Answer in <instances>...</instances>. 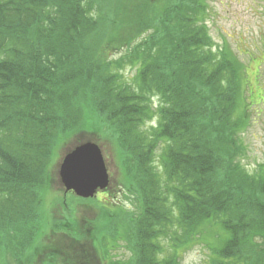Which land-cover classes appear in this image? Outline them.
Here are the masks:
<instances>
[{
    "label": "trees",
    "instance_id": "obj_1",
    "mask_svg": "<svg viewBox=\"0 0 264 264\" xmlns=\"http://www.w3.org/2000/svg\"><path fill=\"white\" fill-rule=\"evenodd\" d=\"M205 15L203 0H0V250L17 262L31 252L53 149L73 137L99 143L90 131L103 126L139 206L104 215L97 264H175L210 228L209 264H264V160L252 173L239 164L245 68L227 46L214 50ZM119 237L127 260L108 254ZM60 247L66 255L49 251L48 264L93 262Z\"/></svg>",
    "mask_w": 264,
    "mask_h": 264
},
{
    "label": "rangeland",
    "instance_id": "obj_2",
    "mask_svg": "<svg viewBox=\"0 0 264 264\" xmlns=\"http://www.w3.org/2000/svg\"><path fill=\"white\" fill-rule=\"evenodd\" d=\"M206 6L205 24L211 37L214 50L227 46L237 59L244 65L243 95L251 102L246 109L248 125L241 133V140L246 149L245 156L239 158V164L252 173L255 167L264 160V0H203ZM124 78L130 79L134 71L128 67L120 70ZM153 109L158 103L157 98L151 102ZM157 122V116L142 124L143 132L152 131ZM90 137L99 138L103 158L110 177L107 192H99L95 197L82 201L72 192L63 191L58 177V169L64 155L74 145V137L68 142L55 146L48 164L49 186L41 193L40 219L35 246L26 256L17 262V258L9 250H0V264H48V252L59 253L57 259L66 255L63 250L66 246L67 260H90L91 264L99 263L101 239L104 236L103 224L106 225L104 215H120L126 211L136 213L139 206L138 198L129 195L124 186L119 183L118 162L114 156L117 148L110 130L103 126L95 131H90ZM163 143L155 151L154 159L159 157ZM157 166V165H156ZM160 170V168H158ZM123 187H121V186ZM65 200V201H63ZM77 220L74 231L65 227H55L59 219L65 221ZM56 221V222H55ZM68 227V226H67ZM87 230V233L85 232ZM85 234L83 246L82 233ZM215 230L205 229L199 237L192 239L188 245L178 251L175 264H209L212 254L208 243L212 242ZM76 237L78 240H74ZM73 239V240H71ZM167 241H163L166 240ZM98 240V244L96 242ZM117 245L114 238H109L106 243L111 260H127L131 251L125 246L124 238L119 237ZM158 240L163 247L164 254L173 252L168 238ZM73 241V242H72ZM89 242L97 247L94 253ZM96 242V243H95ZM84 249V250H83ZM40 252V253H38ZM83 255V256H82ZM98 256V258L96 257ZM104 260H108L109 258ZM114 258V259H112ZM22 260V261H21ZM65 260V259H63ZM95 260V261H94ZM97 262V263H96Z\"/></svg>",
    "mask_w": 264,
    "mask_h": 264
},
{
    "label": "water",
    "instance_id": "obj_3",
    "mask_svg": "<svg viewBox=\"0 0 264 264\" xmlns=\"http://www.w3.org/2000/svg\"><path fill=\"white\" fill-rule=\"evenodd\" d=\"M58 176L65 192L81 198L94 197L104 191L109 177L100 147L93 141L75 145L61 160Z\"/></svg>",
    "mask_w": 264,
    "mask_h": 264
}]
</instances>
